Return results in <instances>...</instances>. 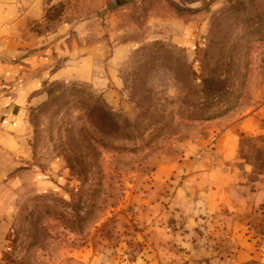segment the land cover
<instances>
[{
  "label": "rangeland",
  "instance_id": "1",
  "mask_svg": "<svg viewBox=\"0 0 264 264\" xmlns=\"http://www.w3.org/2000/svg\"><path fill=\"white\" fill-rule=\"evenodd\" d=\"M42 7L30 31L45 44L95 50L101 70L90 81L45 80L35 94L27 121L30 167L40 178L12 193L0 264L135 258L155 211L154 172L202 142L191 156L201 160L229 128L242 134L239 164L264 170V0ZM250 116L252 137L239 130Z\"/></svg>",
  "mask_w": 264,
  "mask_h": 264
},
{
  "label": "crops",
  "instance_id": "2",
  "mask_svg": "<svg viewBox=\"0 0 264 264\" xmlns=\"http://www.w3.org/2000/svg\"><path fill=\"white\" fill-rule=\"evenodd\" d=\"M42 13V0H0L1 239L10 227L12 193L27 178L35 183L40 178L30 167L27 113L42 82L90 81L91 70H101L93 49L42 43L30 31ZM58 59L62 63L56 66ZM253 120L250 116L240 124L245 136L258 135ZM236 128L220 134L215 149L201 160L191 156L202 142L189 150L190 157L154 172L156 199H148V207L161 215L148 211L151 226L139 236L145 246L122 264H264V170L239 164L242 134Z\"/></svg>",
  "mask_w": 264,
  "mask_h": 264
}]
</instances>
